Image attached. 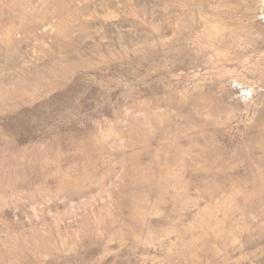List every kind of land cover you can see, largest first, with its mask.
<instances>
[{
	"label": "rangeland",
	"instance_id": "1",
	"mask_svg": "<svg viewBox=\"0 0 264 264\" xmlns=\"http://www.w3.org/2000/svg\"><path fill=\"white\" fill-rule=\"evenodd\" d=\"M0 264H264V0H0Z\"/></svg>",
	"mask_w": 264,
	"mask_h": 264
}]
</instances>
